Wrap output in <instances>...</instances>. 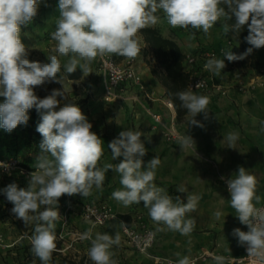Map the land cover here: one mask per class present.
<instances>
[{
	"label": "clouds",
	"instance_id": "9594fccd",
	"mask_svg": "<svg viewBox=\"0 0 264 264\" xmlns=\"http://www.w3.org/2000/svg\"><path fill=\"white\" fill-rule=\"evenodd\" d=\"M42 3L44 0H0V97L4 98L0 103V129L11 133L17 126L27 125L29 110L35 108L40 115L36 128L42 137L39 149L51 156V159L38 157L26 188L12 182L0 189L13 205L11 212L16 218L25 225H35L31 252L41 264H50L56 249L59 198L75 194L89 196L93 186L102 187L109 170L120 176L122 187L112 193L117 202L125 207L143 202L153 222L164 226L158 230L166 228L182 235L190 234L195 220L186 218V214L196 210L200 197L188 193L186 203L179 196L174 202L164 188L154 183L160 159L155 156L145 166L143 157L147 149L141 140V131H121L108 148L113 161L123 159L98 168L103 155L102 139L91 130L93 125L75 103H63L57 110L61 103L57 97L65 99L64 86L62 90L53 89L44 98L38 97L34 88L45 83H61L62 66L69 75L79 68L86 77L92 73L90 65L97 57L116 54L135 59L142 50L138 34L158 23V10H163L173 28L191 27L208 33L221 17H235L231 26L235 31L247 25L249 32L245 39L251 47L239 55L225 51L224 59L212 56L204 64L206 71L219 75L226 67L225 59L240 61L253 49L264 47V0H58L59 19L51 33L55 54L47 55V63L31 61L28 47L21 40L22 26L32 22ZM229 30L225 25L226 34ZM59 57L67 58L63 65ZM176 95L192 117L189 125L204 127L195 117L203 113L208 119L209 97L192 91H180ZM238 136L236 132H229L224 137L228 148H235ZM177 142L182 150L195 146L189 135L177 137ZM227 189L231 207L239 222L248 229L235 228L232 235L238 244L247 246L249 256L264 261V209L254 204L260 200L256 195L255 177L240 166L235 178L227 180ZM177 191L187 189L179 187ZM221 215L219 211L215 213L217 219ZM94 227L81 236L82 240L90 241V260L93 264H117L111 249L119 244V234L113 238L97 232L93 238ZM213 259L215 264H226L224 256ZM177 264H190L189 258H180Z\"/></svg>",
	"mask_w": 264,
	"mask_h": 264
},
{
	"label": "crops",
	"instance_id": "0c3cea01",
	"mask_svg": "<svg viewBox=\"0 0 264 264\" xmlns=\"http://www.w3.org/2000/svg\"><path fill=\"white\" fill-rule=\"evenodd\" d=\"M225 20L226 17H221L218 20L220 24L215 23L208 33H204L201 29L202 32L198 37L190 34L187 28L181 32L175 31V34H170L167 29L160 26L159 20L154 26L158 27L165 37L173 38L185 54L196 50L200 46H206L218 51L222 48H227L229 39L226 37L224 31ZM138 35L144 60H141L138 55L136 68L143 74L149 88L157 93L156 99L159 101L154 103L152 110L160 113L164 122H167L166 119L169 118L172 124L171 127L180 136H191L195 142V146L193 145L191 148L182 150L177 140L172 144H168L162 136L160 128L154 127V129H151L153 120L151 117H148L149 115H146L145 118L148 126L141 128L140 125L136 124L138 123L137 119H134L133 125L125 126L128 114L120 112L119 121L123 125L117 128L118 132L115 135L118 136L125 129L141 131L142 135L148 134L145 138L141 136V140L147 149V153L143 157L145 166L155 156H158L160 159L154 183L158 187L164 188L173 197L174 202L175 197L179 196L186 203L188 193L196 194L200 197L196 210L186 214V218L195 220V227L190 233L191 235H196L195 231L209 229L210 233H212L211 239H209V232H204L203 234H207L206 240H211V244L204 246L199 242V244L197 243L194 246L196 250L190 253L187 250L190 243L186 238H182V236H178L177 232L167 230L166 228L158 230L164 226L153 222L149 216L148 209L143 206V202H140V204L133 203L128 207L117 202L112 197V193L122 186L119 174L112 170L106 176L104 184L101 187L107 194L106 201L118 215L129 214L131 218H133V214L136 212L145 215L147 224L157 233V239L151 251L158 257L169 258L171 260H178L183 257L189 258L197 255L204 248H217L224 254L240 256L243 254V246L238 244L237 238L232 235L231 228H240L246 231V225L239 222L235 210L230 205V193L223 182L225 181L226 183L232 177L235 178L238 168L243 166L256 179V195L260 197V200L258 202L254 201V204L259 205L264 203V86H257L248 92L230 90L227 95H205L210 100L207 108L209 111L208 119L204 118L203 113L195 117L204 127L189 125L192 117L188 113L183 116L180 122H177L176 108L170 110L162 102L164 97L169 98L166 88L161 83L159 77L152 74L151 71L152 68L160 71L161 67L159 63L156 66L148 59L149 56L153 57V59L156 58L152 51L149 50L148 44L141 33ZM238 48H240L239 42L233 39L232 45L229 46V51L236 54ZM145 53L147 54L145 55ZM218 59L223 58L219 56ZM225 65L226 67L219 75H214L217 81H222L226 85L232 83L236 78L248 81L259 69H264V47L257 49L253 56L249 55L248 61L244 64L238 66L236 61L229 62L225 60ZM245 67L251 68L250 71L245 72ZM229 132L239 134L234 145L235 148H228L229 144L224 139ZM97 134L98 136L104 135V132L100 130ZM101 139L102 147L104 152H106L101 166L119 163L123 158L120 157L113 161L111 149L108 148V144L112 140L104 137ZM179 187H184L187 191L178 192L177 188ZM217 211L222 213L219 219L215 216ZM88 226L90 225L88 224ZM120 228V220L116 218L112 219L103 226H95L93 228V238L97 232L107 233L113 236V238L117 233L120 236ZM162 232L165 234L163 235V242L167 246L164 249H161L160 246ZM203 234H199L197 241H200L204 237ZM219 242L220 244L232 242L234 245L237 243L238 247L235 251H231V249L221 247ZM114 255V259L117 260L118 257L125 254L117 249L114 251ZM140 256L145 263L153 264L156 262L154 259L142 254ZM207 261L215 264L213 260ZM201 263H204V261H200L197 264Z\"/></svg>",
	"mask_w": 264,
	"mask_h": 264
},
{
	"label": "rangeland",
	"instance_id": "374dc122",
	"mask_svg": "<svg viewBox=\"0 0 264 264\" xmlns=\"http://www.w3.org/2000/svg\"><path fill=\"white\" fill-rule=\"evenodd\" d=\"M41 11L38 16H35L31 23L26 26H22L21 40L28 47V58L31 61H39L47 63V55L55 54L53 52L55 42L51 39V33L56 28L57 20L59 19L58 11V0H44V3L40 5ZM164 13L163 11L160 12ZM159 24L162 28L167 29L170 34H175V31L181 32L185 28H173L167 22L166 16H158ZM189 32V31H188ZM202 32V30H201ZM244 52H236L237 55ZM117 61H125L126 58L119 55L115 56ZM138 57V56H137ZM135 58V66L138 63V58ZM140 59L144 60V55L142 56V51L139 54ZM63 63L66 62L67 58L59 57ZM249 55L240 61H236L238 66L244 64L248 61ZM151 62L158 66L157 59L153 57H148ZM148 59H146L148 61ZM149 62V61H148ZM91 72L88 76L82 75L79 79H68L66 76V71L63 66L61 69V83L52 82L45 83L42 86H37L34 88L36 94L49 95L53 89H63L65 88V99L63 97H57L61 101L60 105L57 106L59 110L63 103H75L77 104L82 112L87 117L88 121L93 125L92 131L96 134L101 130L105 134H117L118 127L123 125L119 121L120 112H125L128 114L127 124L125 126H130L134 124V119L138 120L137 125L141 128H146L148 125L145 122L147 112L145 106L141 105L139 102H106L103 98V73L99 67V57H97L90 65ZM251 68H244L245 72H249ZM146 82V81H145ZM157 93L155 92V96ZM156 101H143L146 107L152 108ZM159 102V101H158ZM161 102V101H160ZM148 117H151L150 115ZM166 118V117H165ZM152 119V118H151ZM153 120V119H152ZM165 125H160L154 122L151 129L156 127L160 128L162 136L165 138L168 144L174 143V139H168L165 135L164 130L166 126H171L169 118L166 119ZM98 135V134H97ZM148 134L142 135L145 138ZM101 136V135H99ZM177 140V139H176ZM103 148V147H102ZM106 152L103 149V155L99 160V164L102 165V161L105 157ZM3 156L6 154L3 152ZM22 159L10 158L0 160V189H3L8 184L16 182L20 187H27V181L29 178V173L36 170L35 165L31 163L32 169H27L19 165ZM223 184L227 187L225 181ZM99 190H101L99 192ZM95 195H98L95 197ZM103 198L107 200V194L102 188L97 189L93 186L91 194L87 197H82L80 194H75L73 196L64 195L59 198L57 209L60 217L55 221V232H56V243L60 242L59 248L55 249L54 259L50 261V264H62V259L65 256L72 258L73 260H79L80 256H88V249L91 246L89 240H82L81 236L93 225L89 224L81 217V207L84 200L92 198ZM227 200V199H226ZM13 205L7 201L3 193H0V264H41L40 260L34 256L31 252V236L34 231V223L25 225L21 219H17L16 216L11 212ZM43 210V208H41ZM88 224L90 226H88ZM242 230V229H241ZM233 232V229L231 228ZM243 231V230H242ZM196 235H182L179 232L178 236L186 238L190 243L187 248L188 252L193 253L196 250L194 247L197 243L207 246L211 244V240H206L207 234L204 232H209V229H203L195 231ZM199 234H203L204 237L200 241H197ZM165 234H161L160 246L161 249L166 248L164 241ZM227 235V233H226ZM210 238L212 233H210ZM120 241L118 245H113L111 251L114 253L117 249L125 255L118 257L117 264H150L145 263L141 258L139 252L133 247L129 246L125 240H123L120 235ZM220 244V242H219ZM200 246V245H199ZM198 246V247H199ZM221 247L231 249L235 251L238 245H234L232 242H227V244H220ZM113 255V259H114ZM153 264H160L154 262ZM201 264H211L208 261H204Z\"/></svg>",
	"mask_w": 264,
	"mask_h": 264
},
{
	"label": "built area",
	"instance_id": "2783aa9c",
	"mask_svg": "<svg viewBox=\"0 0 264 264\" xmlns=\"http://www.w3.org/2000/svg\"><path fill=\"white\" fill-rule=\"evenodd\" d=\"M227 45V48H222L219 51L206 46H200L192 52L185 53L183 67L188 75L187 91H192L197 95H227L230 90L248 92L257 86H264V69H259L248 81L236 78L228 85L222 81H217L214 74L204 69L207 59L212 56H215L217 59L221 56L224 59V52L229 51L232 40H228ZM115 56L116 54H109L99 57V67L102 70L104 81V100L106 102H126L129 100L139 102L145 106L154 122L165 125L162 115L153 111L152 108L146 107L143 103V101L147 100H156V96L155 91L151 90L145 82L143 74L136 68L135 59L117 61ZM162 102L168 109H175V104L171 99L164 97ZM164 132L168 139L176 140L180 136L171 126H166ZM255 207L264 209V203L255 205ZM81 217L89 224L95 226H103L112 219H119L121 223V236L129 246L160 264H177L178 260L158 257L152 253L151 250L156 242L157 233L147 224L145 215L140 212L133 214L132 223L128 225L106 200H98L82 205ZM217 255L224 256L226 264H264V261L259 257L249 256L246 245H243V254L240 256L224 254L217 248H204L197 255L189 257V261L190 264H197L200 261L207 260L214 261L213 257Z\"/></svg>",
	"mask_w": 264,
	"mask_h": 264
},
{
	"label": "trees",
	"instance_id": "16d2710c",
	"mask_svg": "<svg viewBox=\"0 0 264 264\" xmlns=\"http://www.w3.org/2000/svg\"><path fill=\"white\" fill-rule=\"evenodd\" d=\"M221 7H225L227 11V7L225 5H221ZM42 8H39L38 14L40 13ZM163 10H158L157 16H166L165 13H160ZM226 25L229 26V31L226 37L229 40L235 39L239 42L240 48L237 50L239 52H245L251 45H249L246 41V37L248 35L249 29L247 25H245L239 31L232 30L231 26L235 23V17L232 19L225 20ZM250 23V21H249ZM216 24H220L219 21ZM180 28V27H179ZM181 29V28H180ZM189 33L194 37H198L201 33V29H193L191 27L187 28ZM141 35L144 40L148 44L149 50L152 51L155 58L157 59L161 70H157L152 68V74L159 77L161 83L166 88L167 96L174 102L175 108L177 111V122H180L183 119V116L187 113V110L181 106V101L177 97V93L180 91H187V81L188 75L184 71L183 67V59L185 54L182 52L180 46L173 38L165 37L158 27L152 26L142 30ZM257 49H253V52L249 54L253 56ZM147 53H145L146 55ZM256 66V64L254 63ZM82 72L79 68H77L76 72L69 75L66 72V76L68 79H79L82 77ZM40 98H44L47 95L36 94ZM4 100L3 97H0V103ZM58 110V109H57ZM29 121L27 125H19L16 129H14L11 133L6 132L4 129H0V160L2 159H10V158H18L22 159L19 163L22 167L27 169H32L30 166L31 163L36 164L38 157L40 156H48L51 159L50 154L42 153L39 149V144L42 140L41 135L36 131L37 125L40 122V115L37 113L36 109L29 110ZM100 138L104 137L108 140H113L117 138L116 135H101L98 136ZM3 152L6 156H3ZM98 168L103 169L99 164H97ZM111 170L105 173V178L109 175ZM105 181V180H104ZM104 184V182H103ZM101 190H99L100 192ZM98 195H95V197ZM98 200H104L101 198H92L86 199L83 201L82 205L87 202H95ZM119 217L128 225L132 223V218L129 214H120ZM60 242L56 243V248H59ZM54 254H52V259H54ZM62 264H93V262L85 255L80 256L79 260H73L72 258L65 256L62 259Z\"/></svg>",
	"mask_w": 264,
	"mask_h": 264
}]
</instances>
